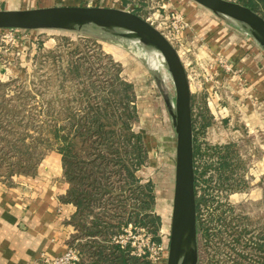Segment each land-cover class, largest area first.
<instances>
[{
    "label": "rangeland",
    "instance_id": "rangeland-1",
    "mask_svg": "<svg viewBox=\"0 0 264 264\" xmlns=\"http://www.w3.org/2000/svg\"><path fill=\"white\" fill-rule=\"evenodd\" d=\"M184 1L180 8L170 5L172 0H63L53 6H108L133 11L153 21L168 36L188 74L192 78V71L197 74L195 113L202 109L210 117L199 139L202 149L206 144L229 146L237 155L235 170L225 187L219 184L214 169H208L204 177L211 176L209 191L230 210L215 211L213 215L212 208H203L201 219L211 230L204 235L196 226L189 241L190 260L192 264H262L264 249L259 250L258 243H264V200L249 198L244 192L256 186L255 181H262L258 162L264 153V69L247 59L245 68L241 60L254 56L256 45L264 41L251 35L239 20L192 0ZM174 7L184 21L179 31L167 28L173 19L166 17ZM94 31L92 26L79 24L25 29L14 34L0 30V178L9 179L17 174L11 175L10 171L23 168L20 164L29 166L41 156L39 164L48 151H58L63 144L52 140L48 148L46 138L54 139L52 125L67 115L68 105L83 109L82 105L107 99L118 115L129 112L132 130L143 135L146 163L136 173L144 182L151 181L155 192L152 213L160 217V243L154 240L150 222L135 229L123 226L120 241L124 245L131 241L133 252L148 255L153 264H167L177 147L173 78L166 60L150 59L145 38L141 45H134L119 36ZM206 57L211 59L209 66ZM76 63L81 66L79 74L71 69ZM207 83L209 90H204ZM84 88H88V94H82ZM212 94L217 95L219 107H226L222 114L214 104L209 107ZM83 148L85 156L89 142ZM32 151V160H26ZM215 159L209 154L197 157L199 165ZM114 183L119 185L116 178ZM131 204L132 200L127 207ZM117 208L107 212L114 216L123 213L124 209ZM95 211L103 213V207L96 206ZM87 239H75L69 246L80 252L79 244ZM83 260L89 264L91 258L83 254Z\"/></svg>",
    "mask_w": 264,
    "mask_h": 264
},
{
    "label": "trees",
    "instance_id": "trees-1",
    "mask_svg": "<svg viewBox=\"0 0 264 264\" xmlns=\"http://www.w3.org/2000/svg\"><path fill=\"white\" fill-rule=\"evenodd\" d=\"M234 1L264 16V0ZM80 67V64L76 63L71 69L79 74ZM121 85L128 87L126 83ZM88 92V88H84L82 94ZM195 97H192V119L196 174V226L199 230H203L205 235L209 234L208 230L211 228H208L205 220L201 219L203 208H212L213 215L215 211L226 212L225 210L230 208L225 203L219 204L217 194L209 191L211 176L206 179L204 177L208 169H214L219 184L225 187V181L231 178L235 170L234 160L237 159V155L235 151H230L229 146L206 144V149H202L204 147L199 139L205 134L210 124V117L202 109L198 114L195 113ZM103 101L105 102L82 105L83 109H74L72 105L64 107L67 115L60 118L57 124L52 125L51 133L54 139L49 136L46 138L48 148L52 145V140L57 139L56 141L59 142L57 144H63L58 148V152L62 155L65 178L70 183L66 198L76 206L72 224L77 233L72 237L71 244L75 239L88 238L84 243L79 244L82 255L80 264H87L83 260V254H88L91 258L89 264H153L148 255H138L133 252L131 241L125 245L120 241L123 226L131 225L135 229L137 226L146 227L150 222L154 226L152 230L154 240L160 243V217L152 213L155 203L153 186L151 181L144 182L136 173L146 163L143 135L132 130L129 112L121 113L122 116L118 115L114 111L115 105L110 104L107 99ZM36 139L37 137L33 136V141ZM86 142H89L90 148L84 156L83 146ZM33 153L34 151L25 159L32 160ZM205 154L216 159L199 165L197 157H203ZM40 157H37L34 163L32 160L29 166L26 163L20 164L23 168L10 171V174L32 172L30 170L36 168ZM226 172L229 174L226 175ZM114 178L119 185L114 183ZM199 186L202 193L198 189ZM130 200L132 204L127 207ZM99 205L103 207V213L95 211V207ZM114 207H118L117 211L120 208L124 209L123 213L126 215L119 212H116L115 216L109 215L107 210ZM258 249L263 251L264 243L259 242Z\"/></svg>",
    "mask_w": 264,
    "mask_h": 264
},
{
    "label": "water",
    "instance_id": "water-1",
    "mask_svg": "<svg viewBox=\"0 0 264 264\" xmlns=\"http://www.w3.org/2000/svg\"><path fill=\"white\" fill-rule=\"evenodd\" d=\"M222 15L232 16L254 27L263 37L264 16L234 0H192ZM80 20L98 24L116 23L138 31L143 38L154 42L161 51L171 72L176 92V164L172 206V224L167 264H182V248L195 233L196 174L194 165V135L192 93L188 73L177 49L148 19L117 7L56 5L33 9L0 11V30L46 29Z\"/></svg>",
    "mask_w": 264,
    "mask_h": 264
},
{
    "label": "crops",
    "instance_id": "crops-1",
    "mask_svg": "<svg viewBox=\"0 0 264 264\" xmlns=\"http://www.w3.org/2000/svg\"><path fill=\"white\" fill-rule=\"evenodd\" d=\"M54 2L62 3L63 0H0V11L48 7L55 5ZM183 2L172 0L178 8ZM186 6L191 10V5L187 3ZM255 53L242 59V66L248 68L249 60L260 63L264 69V44L256 45ZM206 59L209 66L211 59ZM189 80L193 97L196 91L191 75ZM208 86L207 83L204 90H209ZM212 98L218 102L217 95L212 94ZM258 168L262 181H255L256 186L244 194L264 200V153ZM69 188L62 155L56 149L44 155L35 171L14 174L9 179L0 178V264H37L41 253L53 257L65 251L76 233L72 224L76 206L66 198Z\"/></svg>",
    "mask_w": 264,
    "mask_h": 264
},
{
    "label": "bare ground",
    "instance_id": "bare-ground-1",
    "mask_svg": "<svg viewBox=\"0 0 264 264\" xmlns=\"http://www.w3.org/2000/svg\"><path fill=\"white\" fill-rule=\"evenodd\" d=\"M224 16L236 19V18H234L232 16H228V15H224ZM236 20H238V19H236ZM70 24H79V25L92 26L94 28V30L96 32L100 33V34L119 36L122 40L129 41L131 44H134V45L135 44L141 45V41H142V39H144L142 37V35L138 31H136L135 29H132V28H130L128 26L121 25V24L106 23L102 27L98 23H94V22H91V21H80V20H75V21L68 22L67 25H70ZM245 26L247 27V30H248V32L251 35H253L257 39L263 41L262 35L254 27H252V26L249 27V25L247 26V24H245ZM126 44H127V42H126ZM145 50H146V53L150 55V59H158L159 58L161 61L165 60L163 55H162V53H161V51L154 44V42L149 40ZM141 54H142V52H141ZM189 241L190 240L187 239L185 244H184V246H183V248H182V255H181L182 264H192V262L190 260V245H189Z\"/></svg>",
    "mask_w": 264,
    "mask_h": 264
},
{
    "label": "built area",
    "instance_id": "built-area-1",
    "mask_svg": "<svg viewBox=\"0 0 264 264\" xmlns=\"http://www.w3.org/2000/svg\"><path fill=\"white\" fill-rule=\"evenodd\" d=\"M169 4L173 5L171 3H169ZM164 7H165V5H163V8ZM169 17H171L173 19V22H171L170 27H167V28H169V31H170V28L172 30H176V31H179L180 30L179 28L182 29V27H183L182 24L184 23V21H183V18L181 17V14L178 13L177 8L174 7V9H172V11H170V13H168L166 20H167V18L169 19ZM151 23L153 24V21H151ZM1 30L4 33L14 34V33L20 32V31L25 30V29L9 28V29H5V30L4 29H1ZM164 35L166 37H168L166 34H164ZM227 68L230 69L229 66ZM187 73H188V71H187ZM192 74H193L192 79H194V80L197 79V77H196L197 74L194 73V71H192ZM210 75H211V73H210ZM188 77L190 78V74H188ZM189 82H190V80H189ZM208 103H209L210 108H212L211 104H214L215 108L216 109L218 108V110L221 114L223 111H226V107H219V104H218L219 102L215 101L213 98L211 100H208ZM213 114H215V113L213 112ZM223 116H225V115H223ZM138 255H142V254L138 253ZM80 261H81V255H80L79 250L72 247V246H67L65 251L62 254H59V255H56L53 257L47 255L46 253H41L37 259V264H80Z\"/></svg>",
    "mask_w": 264,
    "mask_h": 264
}]
</instances>
